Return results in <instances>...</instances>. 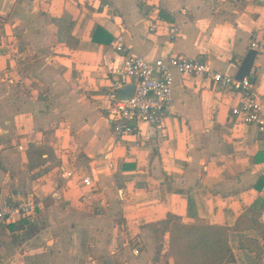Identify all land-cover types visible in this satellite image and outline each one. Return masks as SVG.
<instances>
[{"label":"crops","instance_id":"1","mask_svg":"<svg viewBox=\"0 0 264 264\" xmlns=\"http://www.w3.org/2000/svg\"><path fill=\"white\" fill-rule=\"evenodd\" d=\"M117 33L148 60L196 57L235 77L264 42V0H0V204L42 202L0 222V264H176L172 220L226 226L225 264H264V129L231 114L238 92L175 73L162 127L116 142ZM247 77L264 117V51ZM62 168L75 171L66 184Z\"/></svg>","mask_w":264,"mask_h":264},{"label":"built area","instance_id":"2","mask_svg":"<svg viewBox=\"0 0 264 264\" xmlns=\"http://www.w3.org/2000/svg\"><path fill=\"white\" fill-rule=\"evenodd\" d=\"M185 11L184 7L180 8V12ZM153 20L163 19L160 15L154 16L152 20L147 19L151 31L156 28ZM178 31L176 23L168 24L167 34L170 38H175ZM112 46L121 56V64L112 72L106 95L107 120L116 142H120L125 136L140 134L139 126L142 123L155 128L162 127L164 113L172 98L175 73L192 75L216 88L238 92L241 99L238 104L230 107L231 114L239 121L255 124L259 129H264L262 94L249 77L237 79L232 74L219 71L207 61L196 57L171 54L148 60L127 47L122 33L115 34ZM251 47L257 51H264V42H252ZM129 83L135 84L134 93L126 100H119L116 88ZM132 144L139 146L141 142L134 139ZM109 166H112L111 162ZM74 173L75 171L62 168L60 176L63 183L69 182ZM82 182L86 185L92 184L89 176L83 177ZM51 196L58 197L57 191H52ZM41 204V199L32 193H14L0 204V222H13L20 217L33 215Z\"/></svg>","mask_w":264,"mask_h":264},{"label":"trees","instance_id":"3","mask_svg":"<svg viewBox=\"0 0 264 264\" xmlns=\"http://www.w3.org/2000/svg\"><path fill=\"white\" fill-rule=\"evenodd\" d=\"M226 226L172 220L168 255L176 264H225L234 261Z\"/></svg>","mask_w":264,"mask_h":264},{"label":"water","instance_id":"4","mask_svg":"<svg viewBox=\"0 0 264 264\" xmlns=\"http://www.w3.org/2000/svg\"><path fill=\"white\" fill-rule=\"evenodd\" d=\"M255 54H256V50L253 48H251L247 51L246 55L242 59L240 65L237 69L235 78L241 79L244 76L249 75ZM134 90H135V84L134 83L125 84L121 87H118V88H116L117 98L119 100H126L129 96H131L134 93Z\"/></svg>","mask_w":264,"mask_h":264}]
</instances>
